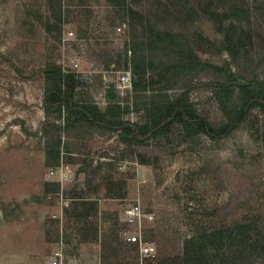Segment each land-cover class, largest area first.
Listing matches in <instances>:
<instances>
[{"label": "rangeland", "instance_id": "rangeland-1", "mask_svg": "<svg viewBox=\"0 0 264 264\" xmlns=\"http://www.w3.org/2000/svg\"><path fill=\"white\" fill-rule=\"evenodd\" d=\"M204 1L125 0L150 21L132 29L130 14L121 15L123 5L112 0H0V264H44L61 242L80 264H107L102 254L111 252L114 236L115 264H185L181 240L188 234L264 214L259 108L218 141L202 134L185 139L174 124L128 144L116 131L45 122L41 70L55 63L79 75L77 98L101 108L109 100L137 104L125 118L150 122V98L185 90L197 112L223 123L240 103L238 79L264 85V0H214L253 9L239 12L245 19L249 13L250 22L229 41ZM160 31L173 36L174 46L156 48ZM191 53L220 69L165 70ZM143 64L144 88L118 83L126 70L139 79L133 66ZM229 74L236 77L230 89L219 87ZM58 169L66 170V181L50 173ZM134 206L150 217L129 221ZM89 225L97 227L96 241L81 240ZM127 231L139 233L150 255L127 241ZM244 256L240 264H264V256ZM218 258L214 264H222Z\"/></svg>", "mask_w": 264, "mask_h": 264}, {"label": "trees", "instance_id": "trees-1", "mask_svg": "<svg viewBox=\"0 0 264 264\" xmlns=\"http://www.w3.org/2000/svg\"><path fill=\"white\" fill-rule=\"evenodd\" d=\"M186 1L188 2V0ZM112 2L115 5H123L121 15L125 11L130 14L132 29H136L135 25H143L144 22L150 24L148 18H143V15L129 6L125 0H112ZM259 6L260 4H254L253 8ZM203 10L223 32L224 41H229L238 25L244 26L250 22L249 13L253 9L252 7L245 9L236 5L224 7L219 6L218 3L214 4V0H205ZM239 12L249 13L245 19L240 17ZM156 35L158 36L154 41L157 45L156 48L166 49L174 46L172 35L163 31ZM205 66L220 69L218 66L205 64L194 53H191L188 56L183 55L175 58L171 63L165 65V70L195 72ZM41 71L43 80L42 108L47 117L45 122H48L51 117L54 122L58 121V128L69 129L88 125L116 131L119 140L128 144L145 141L151 136L167 131L174 124L180 126L185 139L192 140L202 134L212 141H218L227 137L240 126L253 108H259L264 112V85L238 79L235 86L240 103L228 113L226 120L219 125L211 123L205 115L197 112L191 103H188L185 90L173 98L166 94L158 95L159 98H150L146 105L147 108L149 107L148 110L153 112V117L150 122L140 123L123 116L131 108L137 107V104L109 100L101 108L92 100L76 97L77 88L82 84V81L75 72L65 70L55 63L46 64ZM133 73L140 77L139 79L132 77L133 89L144 88V85L140 83L144 80L142 75L145 73V65L133 66ZM234 80L236 77L229 74L224 78V82L217 81L216 83L223 89L227 87L228 90ZM162 88L165 89L166 86ZM259 145V157L264 161V132L260 135ZM205 227L199 228V232L190 233L181 240V254L185 264H214V259L217 257L222 264H240L246 254L247 256H264V214H253L222 227L214 224ZM117 239L118 237L114 236L108 244L111 252L102 254L104 263L115 264L109 255L112 250H117ZM81 240L96 241L97 227L94 225L84 226ZM147 254L150 255V253ZM152 257H155V254Z\"/></svg>", "mask_w": 264, "mask_h": 264}, {"label": "built area", "instance_id": "built-area-1", "mask_svg": "<svg viewBox=\"0 0 264 264\" xmlns=\"http://www.w3.org/2000/svg\"><path fill=\"white\" fill-rule=\"evenodd\" d=\"M125 24H120L118 26H116V31H121L123 30V26ZM117 81L119 84H121V86H130L131 85V74L129 71H123L121 72V74H119L117 76ZM54 171L56 172L57 175H59V179L66 181L67 176L66 174V170L63 169H58V170H50V173H54ZM61 180V181H62ZM63 203L65 205L68 204L67 200H64ZM129 221L133 222L134 220H136L138 217H150V214H145L143 213L138 206H134L133 208H130L128 210V214H127ZM127 218V219H128ZM130 224V222H129ZM124 234V233H123ZM127 239V241L129 242H137L139 245V249H140V253H151L152 251V247H147V245L143 244V242L140 240V236L139 233L136 235H131V232L127 231V236L125 237ZM66 244H64V242H61V244L57 247H55L52 252L47 255L44 259V264H80V260L77 259L75 256H70V254L67 251L66 248Z\"/></svg>", "mask_w": 264, "mask_h": 264}]
</instances>
